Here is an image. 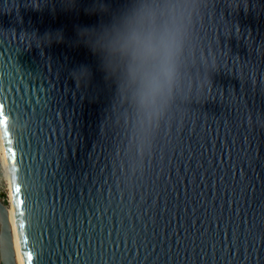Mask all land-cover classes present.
Segmentation results:
<instances>
[{
  "label": "water",
  "instance_id": "95a60500",
  "mask_svg": "<svg viewBox=\"0 0 264 264\" xmlns=\"http://www.w3.org/2000/svg\"><path fill=\"white\" fill-rule=\"evenodd\" d=\"M122 3L0 0V135L22 264H264V0H193L147 150L118 81L77 38ZM7 207L0 262L18 264Z\"/></svg>",
  "mask_w": 264,
  "mask_h": 264
},
{
  "label": "clouds",
  "instance_id": "9594fccd",
  "mask_svg": "<svg viewBox=\"0 0 264 264\" xmlns=\"http://www.w3.org/2000/svg\"><path fill=\"white\" fill-rule=\"evenodd\" d=\"M194 7L193 0H123L106 21L77 29L105 79L115 78L126 95L134 117L132 136L141 149L149 148L172 102Z\"/></svg>",
  "mask_w": 264,
  "mask_h": 264
},
{
  "label": "bare ground",
  "instance_id": "6f19581e",
  "mask_svg": "<svg viewBox=\"0 0 264 264\" xmlns=\"http://www.w3.org/2000/svg\"><path fill=\"white\" fill-rule=\"evenodd\" d=\"M0 153H1L2 165H3V168L5 170L7 182L9 185L8 189H9L10 206H9V208L8 207L7 208H8L9 221H10V224L12 226V231H13L14 247H15V251H16V255H17L18 264H22L21 257H20V251H19L17 232H16V227H15V221H14V215H13V205H12V195H11V189H10V183H9L8 165H7L6 158H5V152H4V148H3V144H2L1 135H0Z\"/></svg>",
  "mask_w": 264,
  "mask_h": 264
},
{
  "label": "rangeland",
  "instance_id": "374dc122",
  "mask_svg": "<svg viewBox=\"0 0 264 264\" xmlns=\"http://www.w3.org/2000/svg\"><path fill=\"white\" fill-rule=\"evenodd\" d=\"M8 188H9V185L7 182L5 170L2 165L1 153H0V199L3 202L6 201L8 208H9L10 203H9V189Z\"/></svg>",
  "mask_w": 264,
  "mask_h": 264
},
{
  "label": "snow or ice",
  "instance_id": "6c2138e0",
  "mask_svg": "<svg viewBox=\"0 0 264 264\" xmlns=\"http://www.w3.org/2000/svg\"><path fill=\"white\" fill-rule=\"evenodd\" d=\"M262 122H264V121H262ZM2 213H3V210H0V214H2ZM19 227H20V228H24V224L21 223V224L19 225Z\"/></svg>",
  "mask_w": 264,
  "mask_h": 264
},
{
  "label": "trees",
  "instance_id": "16d2710c",
  "mask_svg": "<svg viewBox=\"0 0 264 264\" xmlns=\"http://www.w3.org/2000/svg\"><path fill=\"white\" fill-rule=\"evenodd\" d=\"M4 203L7 204L6 201ZM0 264H1V262H0Z\"/></svg>",
  "mask_w": 264,
  "mask_h": 264
}]
</instances>
